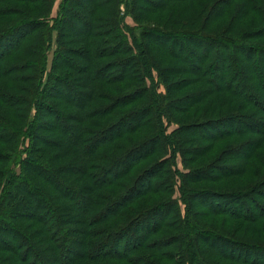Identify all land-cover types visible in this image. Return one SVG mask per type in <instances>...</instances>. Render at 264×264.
Wrapping results in <instances>:
<instances>
[{
	"label": "trees",
	"instance_id": "obj_1",
	"mask_svg": "<svg viewBox=\"0 0 264 264\" xmlns=\"http://www.w3.org/2000/svg\"><path fill=\"white\" fill-rule=\"evenodd\" d=\"M54 1L0 0V19L14 16L0 22V264H180L192 240L201 259L264 248L193 228L264 218L258 188L188 187L264 172V0H62L50 24ZM191 1L187 19L166 12Z\"/></svg>",
	"mask_w": 264,
	"mask_h": 264
},
{
	"label": "rangeland",
	"instance_id": "obj_2",
	"mask_svg": "<svg viewBox=\"0 0 264 264\" xmlns=\"http://www.w3.org/2000/svg\"><path fill=\"white\" fill-rule=\"evenodd\" d=\"M62 0H55L53 2V7L49 16V23L52 24V20L56 17L57 15V10L59 9V4ZM200 1V0H197ZM195 2H181V3H172L170 4V6L167 8L168 13H170V16L173 17H181L183 19H187L188 15L190 13V11L193 9V7H195L194 5ZM121 12L124 11L123 5H121L120 7ZM164 12L162 14H159L158 16L154 17L151 16V19H160L163 20L166 18L167 13ZM122 14V13H121ZM123 15V14H122ZM124 16V17H123ZM121 18V22L118 26V30L121 31V33L123 34V36H125L126 38V42H128V45L130 47L133 46L132 43V38L131 35L128 33L127 31V27H134L135 26V22L129 17V16H125L123 15ZM14 16H7V17H3L0 19V22H4V21H9L13 18ZM128 25V26H127ZM243 26H246V24H243ZM80 27V26H79ZM56 48V43L53 40V44L52 47L50 48L49 52H48V66L51 63L54 51ZM153 76L156 77V73L155 71L153 72ZM159 92H163L164 89L163 87H160L158 89ZM165 122V120H164ZM164 126L166 127V133H171L173 131V129L177 128V124L173 123L170 125H166L164 124ZM235 138H231V139H222V140H218L214 143L213 148L209 151L208 157H212L214 155H217L218 152L222 151L226 145L231 144L233 142H235V144H238L240 141L242 140H238ZM208 158V159H209ZM176 167L179 171L181 172H185L187 169L182 167L181 161L179 156L176 159ZM264 172L261 171L259 176H254L251 175L249 173L240 175V176H235L234 178H228V179H218L217 181H214L212 183H200V184H194V185H190L188 186L190 189V192H193L195 190H209V191H239V190H247L249 189L248 187L252 186L251 188L254 187V190L256 188L259 189V191L261 193H263L262 196L254 194L253 195V199L255 200V203H258V205L262 208L264 207V201L262 200V198H264V186H262V180H263V176H261ZM250 188V189H251ZM174 198L178 199L177 203L178 206L180 208V212L182 214V216H184V204L179 202V192L176 189L175 192L172 194ZM160 201V200H158ZM156 198H143L142 200H140L138 202V206L140 207H144V208H148L151 204L158 202ZM209 201V200H208ZM249 207V206H247ZM246 207V208H247ZM250 211H254L256 210L254 207H249ZM244 212V211H242ZM193 228H195L196 233H204L206 230L211 231L212 233L215 234H223L224 237H228V238H235L238 240H242L245 241L247 243H243V244H255V245H264V218L259 219L257 222L255 223H249V222H244L242 220H231L229 218H227L224 215H208L206 217H203L202 219L200 218L198 221V224L196 226H194ZM176 233V232H174ZM250 240V241H247ZM195 246L201 247L202 249L206 248V245L203 244L202 241L199 240V242L197 243H193V240L190 244V246H188L187 251L191 252L192 254L190 255V258L192 256V260H190V262H186L184 260V262H179L180 264H191L194 260L195 257H197V255L199 254L198 250L196 249ZM259 249V248H258ZM226 251V250H224ZM227 252V251H226ZM233 252L235 253V257H238L239 260L241 259H248V260H255L256 264H264V248L259 249V251H256L255 254H252L250 252L245 253L244 251H242L241 249H237L233 248ZM174 257L175 260H179V255L178 253L175 251L172 255ZM201 257L203 259L199 258H195V261L193 263L196 264H242L239 263L240 261L237 260L236 261H230L228 259H223L221 257H217L214 255H208L206 253H202ZM168 259H163L161 260V262H159V264H177L174 260L173 262H171V260H169L170 256L167 257ZM123 264V263H120Z\"/></svg>",
	"mask_w": 264,
	"mask_h": 264
}]
</instances>
